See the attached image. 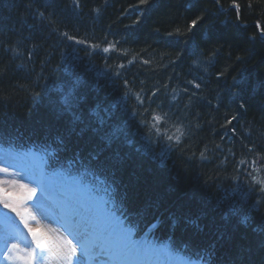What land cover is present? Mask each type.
<instances>
[{"label": "trees", "instance_id": "obj_1", "mask_svg": "<svg viewBox=\"0 0 264 264\" xmlns=\"http://www.w3.org/2000/svg\"><path fill=\"white\" fill-rule=\"evenodd\" d=\"M79 4L0 0V148L109 187L134 236L171 253L233 264L249 250L245 264H264V0ZM70 82L75 123L59 111Z\"/></svg>", "mask_w": 264, "mask_h": 264}, {"label": "snow or ice", "instance_id": "obj_2", "mask_svg": "<svg viewBox=\"0 0 264 264\" xmlns=\"http://www.w3.org/2000/svg\"><path fill=\"white\" fill-rule=\"evenodd\" d=\"M140 5H146L149 0H139ZM217 5L220 4V0H215ZM73 4L79 8V0H73ZM233 7H238L233 4ZM97 11H99L97 9ZM43 15V14H41ZM205 15H197L191 19L184 27L187 32H181L180 28L176 29L175 34L186 35L192 33L197 26L204 21ZM259 28L260 25L257 24ZM63 36L67 37L68 40H75L77 44H83V40L75 39L68 33H63ZM172 35V33H169ZM264 36V31L261 32ZM94 50L99 49V45H92ZM110 50H114V45H109L103 48V52L108 53ZM219 49H216L218 52ZM14 56L20 55L13 50ZM195 53V48L193 49ZM215 52L212 54L215 56ZM31 59V56L29 57ZM212 57H209V63H211ZM239 59V58H238ZM118 76L119 73H116ZM39 79V78H38ZM189 83H192L189 81ZM238 82L234 78V85ZM199 88V83L193 85ZM139 100V96L137 97ZM80 103V97L76 93V84L70 82L68 90L64 92L62 103L60 105V113L68 114L72 120V123L81 121V117L77 114V109ZM240 108H244L245 104L241 103ZM156 124V127L161 121L162 117L154 115L152 117ZM236 119L232 116L231 120H227V124H232ZM146 123V122H145ZM120 129H116L111 134H106L103 139L111 144L115 138H117ZM180 135H183L180 129H177ZM235 132V129H233ZM169 140H172V136H168ZM176 143H180V136L176 137ZM203 157V154H202ZM0 171H6L3 166H0ZM64 183L69 187L76 188L79 190L80 195L74 199L68 201L69 205V216L65 220L61 227L64 228L65 234L69 239L65 242L66 251L56 255V264H77L80 256L89 257L92 259L100 260L104 258L106 264H153L151 257L161 250L157 248L149 239L144 238L143 240L134 238L132 230L121 220L115 212L112 211L111 202L113 199L112 191L109 187L103 188V196L99 195V189L88 188L87 185H83L78 177L72 176L70 173L66 176ZM256 183L264 186V181H256ZM37 186H40L38 183ZM20 188L27 191L30 195H34L32 189L26 188L25 185L21 184ZM107 197V198H105ZM4 203L5 208L15 212L17 216L21 217V223L28 230L32 236L33 241L36 244L37 251L30 245H27V256L29 259L25 261V264H32V260H35L36 264H40V261L44 259L43 246L41 243L39 233L33 231L29 227L28 223L23 219L22 213L18 207L14 204L8 203L7 201H0ZM247 218H244L243 222H246ZM11 242L10 238L6 235L0 238V257L3 260L22 259V257L14 256L13 250L17 248L16 243H12V247L8 245ZM250 254L249 250H242L237 254V260L233 264H245L243 257ZM203 259V258H201ZM204 264H207L205 261ZM248 264H251L249 261Z\"/></svg>", "mask_w": 264, "mask_h": 264}, {"label": "rangeland", "instance_id": "obj_3", "mask_svg": "<svg viewBox=\"0 0 264 264\" xmlns=\"http://www.w3.org/2000/svg\"><path fill=\"white\" fill-rule=\"evenodd\" d=\"M29 160L34 164L31 165ZM41 162L42 159L39 154L35 153V150L21 154H10L0 150V166L6 169V171H0V201L16 205L29 227L39 233L45 250L42 264H56V255L66 251L65 242L69 237L58 228L57 219L49 214L50 206L47 208L40 206L46 203V201H42L46 198L42 192L46 195L54 194L60 190L58 186L64 185L51 178L37 165ZM38 183L40 186H37ZM21 184L32 189L35 194L30 195L27 191L22 190ZM67 194L68 190L62 192V195L65 196L61 200L68 204V201L78 197L80 192L78 190L77 195ZM5 218L21 221L20 216L5 208L4 203L0 202V229L3 227L2 220ZM157 248L161 250L158 246ZM84 258L85 256L81 255L77 264H83ZM91 260L93 264H106L104 258H100L99 261L92 258ZM151 260L153 264H175L173 257L162 255V250L153 255Z\"/></svg>", "mask_w": 264, "mask_h": 264}, {"label": "bare ground", "instance_id": "obj_4", "mask_svg": "<svg viewBox=\"0 0 264 264\" xmlns=\"http://www.w3.org/2000/svg\"><path fill=\"white\" fill-rule=\"evenodd\" d=\"M56 224H57V223H56ZM56 236H57V235H56ZM157 242H158V241H157ZM157 242H156V243H157ZM162 242H163V240H162ZM163 243H164V242H163ZM174 251H175V250H174ZM184 256H185V255H184ZM190 260H191V261H195V259H190Z\"/></svg>", "mask_w": 264, "mask_h": 264}]
</instances>
